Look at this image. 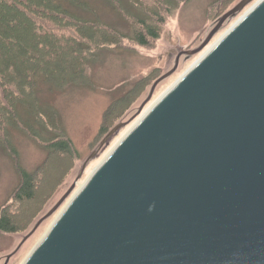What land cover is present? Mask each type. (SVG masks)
I'll use <instances>...</instances> for the list:
<instances>
[{"label": "water", "instance_id": "1", "mask_svg": "<svg viewBox=\"0 0 264 264\" xmlns=\"http://www.w3.org/2000/svg\"><path fill=\"white\" fill-rule=\"evenodd\" d=\"M255 1L181 51L139 114L183 56ZM21 264H264V0L112 148Z\"/></svg>", "mask_w": 264, "mask_h": 264}, {"label": "trees", "instance_id": "2", "mask_svg": "<svg viewBox=\"0 0 264 264\" xmlns=\"http://www.w3.org/2000/svg\"><path fill=\"white\" fill-rule=\"evenodd\" d=\"M58 1L84 6L77 0H0V143L8 144L10 130L16 129L46 152L44 163L34 173L22 167L18 153L6 152L21 184L0 209V234L27 230L45 204L44 200L38 210L32 205L31 211H35L32 216L27 209L44 187L46 180L39 186V178H49L47 170L57 158L69 161L65 176L79 157L56 110H46L40 104L37 96L40 82L60 89L74 83H88L90 63L99 53L136 48L154 50L170 18L190 0H108L132 27V37L98 17L93 21L81 20ZM235 1L220 0L218 16ZM148 86L141 81L134 93L105 112L100 138L108 135ZM20 110L32 116L33 123L29 118L24 119ZM22 220L26 222L24 227L20 225Z\"/></svg>", "mask_w": 264, "mask_h": 264}, {"label": "rangeland", "instance_id": "3", "mask_svg": "<svg viewBox=\"0 0 264 264\" xmlns=\"http://www.w3.org/2000/svg\"><path fill=\"white\" fill-rule=\"evenodd\" d=\"M77 1L84 6L66 1H58V3L81 20L93 21L95 17H98L127 37L133 36L132 27L114 10L108 0ZM219 1L190 0L180 7L164 27L162 37L154 50L136 48L134 50H107L99 53L97 58L90 63L88 83H74L60 89L47 82H40L37 93L40 104L46 110L48 108L56 110L64 128L75 143L79 157L65 176L64 170L70 166L69 161L57 158L47 170L49 178L45 179L46 177L43 178V176L39 178V186L46 180L44 187L41 192L38 191L35 194L33 203L27 209L31 211L32 205H34L36 206L34 210H38L44 200L45 204L39 216L27 230L17 234H0V264H6L10 256L13 258L9 264L22 263L75 192L112 148L258 0L238 14L236 18L228 20L203 51L190 59L183 57L178 70L158 86L151 100L139 114L141 107L149 99L154 83L174 69L179 53L198 49L214 29L216 21L235 8L242 0L235 1L223 14L218 16L217 4ZM141 81L148 83L149 86L110 131L120 124L128 125L113 137L82 174L86 161L107 136L99 137L105 112L115 102H121V99L134 93ZM20 114L24 119L29 118V122L33 123V117L26 114L24 110H20ZM10 136L11 141L8 144L0 143V209L10 201L12 194L21 184L19 174L9 157L10 154L8 155L6 152L9 150L18 153L21 165L28 173L36 172L46 158L45 150L30 140L23 132L16 129L10 130ZM72 189L68 198L55 210L60 201ZM34 210L31 211V216L35 213ZM51 213L52 215H50ZM24 215L27 216V211ZM43 220L44 222L41 224ZM20 225L24 227L26 222L22 220Z\"/></svg>", "mask_w": 264, "mask_h": 264}, {"label": "flooded vegetation", "instance_id": "4", "mask_svg": "<svg viewBox=\"0 0 264 264\" xmlns=\"http://www.w3.org/2000/svg\"><path fill=\"white\" fill-rule=\"evenodd\" d=\"M183 57H185V56H183ZM183 57H182V58H183ZM12 258H13V257H12Z\"/></svg>", "mask_w": 264, "mask_h": 264}, {"label": "bare ground", "instance_id": "5", "mask_svg": "<svg viewBox=\"0 0 264 264\" xmlns=\"http://www.w3.org/2000/svg\"><path fill=\"white\" fill-rule=\"evenodd\" d=\"M240 17V16H239Z\"/></svg>", "mask_w": 264, "mask_h": 264}]
</instances>
